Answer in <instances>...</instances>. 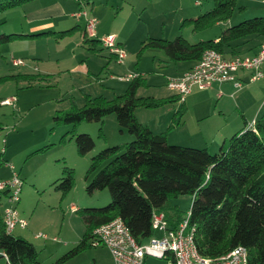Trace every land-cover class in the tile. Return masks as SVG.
Here are the masks:
<instances>
[{"label":"rangeland","instance_id":"rangeland-1","mask_svg":"<svg viewBox=\"0 0 264 264\" xmlns=\"http://www.w3.org/2000/svg\"><path fill=\"white\" fill-rule=\"evenodd\" d=\"M46 1L33 0L0 10V34L22 31L21 27L26 25L24 12ZM59 1L69 10V14L73 15L79 9L78 0ZM81 1L87 2L86 6H93L91 15L96 18L97 26L101 25L100 27L110 31L106 35L115 33L120 36V41L126 47L123 48L126 51L124 62L132 70L127 73L122 71L123 64H119L116 59L109 67L105 58L97 57L91 46H86L81 39L85 28L84 18L78 19L72 15L65 21H55V26L40 32V36L0 44V102L15 99L13 105H0V181L9 178L14 172L23 182L16 210L19 217L26 221L27 227H17L11 235L20 236L32 243L38 252L40 264H56L57 260L73 247L65 248L64 244L69 239H74L83 229L81 217L75 210L69 211L71 205L78 208H99L109 203L110 197L106 189L93 194L86 191L85 176L90 158L106 147L125 144L132 139L126 131L120 132L114 114L105 116L101 123L82 122L75 126L55 121V114L72 107L81 108L88 99L93 100L100 95L107 100L123 95L119 94L120 89L115 83L119 84V77L129 73L136 74L133 69L137 55L141 58V71L145 73L143 80L153 78L155 74L163 75L165 67L156 64L160 55L166 56L165 52L144 47L143 42L147 38L173 40L181 36L188 43L194 44L213 39L224 29L241 21L264 17V0H230L224 20L217 21L218 25L216 21H211L215 24L201 29L199 26L196 29L194 21L198 16L212 10L215 0ZM260 39V36H248L233 41V44L239 46L238 53L244 55L249 47ZM153 57H156L154 64ZM13 60L20 61L21 64L14 65ZM108 71L113 73L112 78L115 79L114 84H111L114 86V93L110 90V83H106L110 75ZM169 78H165V82L159 78L158 85H145L142 82L138 93L148 95L158 92L171 97L175 92L166 86ZM259 83L244 85L239 90L244 91V94L239 97L247 104H257L264 99V89H256V84ZM123 85L126 86V83ZM196 89L205 90L195 87ZM201 94V101L189 108L187 116L184 108L179 106V114L187 122L177 130L173 128L176 121L172 123V128H169V122V125L163 124V118L172 106L161 104L155 107L140 106L137 109L145 110L147 113L144 115L149 116L148 119L151 118L150 112H156V123H159L157 127H163L164 132L170 133L169 144L207 148L210 153H215L223 140L216 144L217 138L221 136L215 133L214 128H211L210 136L207 134L208 141L203 139L205 128L209 129L203 127L204 124H209L208 122L214 119H201V115L217 114L220 105L229 112H236L239 117L237 110L233 109L234 99L238 96L234 99L224 98L220 102L215 92L204 91ZM172 114L173 112L171 116ZM239 120L243 126V119L239 117ZM251 120L250 117L247 121ZM232 129L233 132L226 136L225 140L239 128ZM72 133L88 134L92 137L94 148L86 156L77 154ZM204 143L208 146H202ZM64 166L72 169L74 178L73 186L66 194L55 191L51 186V183L61 176ZM191 201L190 195L170 199L172 204L178 206L182 215L187 213ZM4 206L5 197L0 195V211ZM37 234H43L47 239L36 238ZM103 249L102 245H91L60 264L109 262L110 259L106 257ZM1 254L0 252V264H5V258ZM95 256L100 258L96 263L93 262ZM144 264L170 263L165 259L148 257Z\"/></svg>","mask_w":264,"mask_h":264},{"label":"trees","instance_id":"trees-1","mask_svg":"<svg viewBox=\"0 0 264 264\" xmlns=\"http://www.w3.org/2000/svg\"><path fill=\"white\" fill-rule=\"evenodd\" d=\"M29 1L33 0H0V10ZM229 4L230 0H215V7L194 21L196 29L224 20ZM40 35L0 34V44ZM248 36L264 38V17L247 19L224 29L217 42L208 39L190 44L177 36L173 40L147 38L143 46L163 50L174 62L198 61L208 49L231 58L238 55L239 47L233 41ZM141 84L139 77L134 78L121 96L111 100L97 96L88 99L81 108L72 107L54 116L55 121L75 126L82 122L101 123L105 116L114 114L120 132L126 131L132 137L130 142L106 147L90 158L86 191L93 194L106 189L110 200L103 207L75 210L85 225V233L56 264L89 248L93 230L117 217L138 244L158 236L152 229L154 213H162L167 229L175 230L185 215L170 199L182 195L192 196L187 211L188 228H194V242L200 255L216 259L241 246L246 250V264H264V114L252 126L244 125L223 141L215 153L207 148L169 144L164 133H153L136 119L134 112L140 106L155 107L170 98H139L136 92ZM71 137L79 156H86L94 148L88 134L72 133ZM73 180L72 169L64 166L51 186L66 194ZM0 252L5 264H40L32 243L5 231L2 211ZM164 259L173 263L170 253Z\"/></svg>","mask_w":264,"mask_h":264},{"label":"built area","instance_id":"built-area-1","mask_svg":"<svg viewBox=\"0 0 264 264\" xmlns=\"http://www.w3.org/2000/svg\"><path fill=\"white\" fill-rule=\"evenodd\" d=\"M79 9L72 16L84 18L85 37H95L96 18L88 14L86 3L79 0ZM100 45L109 50L119 64L124 63L126 51L116 42L114 35H105L98 39ZM14 65L21 64L13 60ZM240 72H246L247 82H254L264 78V42L252 55H236L225 58L219 52L205 50L201 58L180 77L169 78L167 88L176 93L179 100L183 101L193 88L207 89L212 85H220L231 82L235 88L242 87V80L237 79ZM138 74L129 73L119 77L120 81H129L137 78ZM14 98L5 99L0 105H13ZM253 123L250 125L252 126ZM22 180L19 175H12L0 181V195L5 197V206L2 209V219L5 231L11 233L15 228L25 229L27 223L17 213L16 206L20 201ZM189 212L175 230L167 229L162 213H154L152 216V229L158 236H153L143 244H138L130 234L120 218L95 228L90 245H102L106 247L114 264H144L145 259L153 257L164 259L167 253L173 256L170 264H246V250L239 246L216 259H210L200 255L194 242V228H188ZM36 238L46 239L43 234H37ZM55 240V239H54Z\"/></svg>","mask_w":264,"mask_h":264},{"label":"crops","instance_id":"crops-1","mask_svg":"<svg viewBox=\"0 0 264 264\" xmlns=\"http://www.w3.org/2000/svg\"><path fill=\"white\" fill-rule=\"evenodd\" d=\"M79 6L80 5H78V8H79ZM86 7L88 10V14L90 16H93V15H91V13L94 10L93 6L91 5V6H86ZM71 15H72V13L69 14V10L66 9L65 5L63 3H61L59 0H47L45 3H42V4L40 3L36 6H32L24 12L26 25H25V27H21L22 31H19V33L29 35V34H38L40 32H44L46 29L53 28L55 26V21H65L66 19H70ZM84 25H85V20H84ZM100 26L101 25L97 26V24H96V26H95V37H91V38L84 36V28H83V31L81 34V39H82L83 43L86 44V46H88V45L91 46V50L95 53V55H97V57H100L101 59L105 58L107 61V64L110 67V64L112 65V63L114 62L113 60H115L114 56H112V54L109 52V50L103 48L100 45V43L96 42V40H98L102 36L109 34L108 32H110V31H107V29H104L103 27H100ZM111 34L115 36L116 42L119 43L125 49L126 48L125 44L120 41V36L115 34V33H111ZM218 38H219V35L213 37V39H210V40L217 42ZM262 42H264V38H261L253 46L249 47L248 51L246 53H244V55H252L253 53H255L258 49V46ZM238 55H241V54L238 53ZM241 56H243V55H241ZM159 57L160 58H159L156 65L157 66H164L166 74L165 73L163 75L155 74V76L153 78L151 77L149 79L143 80V78L145 77V73H142L143 71H141V58L139 55H137V61L135 62V67L133 70L136 71V74L138 73V77L142 80V82H144L145 85H148L149 83L158 85V84H160L159 78H161L162 82L163 81L165 82L167 77H170V78L180 77L183 73L188 71L196 63V60H180V61L174 62V61H170L167 56L164 57V56L160 55ZM226 58H230V57L226 56ZM101 59H100V61H101ZM154 61H156V57L152 58L153 64H154ZM123 67H124V69L122 71H124L126 73L128 71L132 70L131 68H129L125 64V62L123 63ZM108 72H110L109 73L110 75L108 73H106L107 75H109V78H108L109 80H107L106 83H108V82L110 83V87H111L110 90H112V92L114 93L115 89L113 88L114 86L112 87L111 84H114L115 79L112 78L113 73H111V71H108ZM247 76H248V74L246 72H240L237 75V79L242 80V82H243L242 87L244 85H246L247 83L260 82L259 84H256V87H257L256 89H258V88L264 89V78H261L259 80L254 81V82H247ZM129 82L130 81H120L119 84L115 83V85H117V88L120 89L121 93H119V94L125 93ZM99 83H102V82L99 81ZM124 83H126V86L123 85ZM157 85H155V86H157ZM241 88H235V86L231 82L223 83L220 85L215 84V85H212L211 87H209L205 90H197V89L195 90V88H193V90L187 96H185L184 100L181 101L178 99V97L175 93L171 97H166L167 95H163V94L158 93V92L149 93L148 95H143L141 93H138L139 89H140V87H139L137 92H136V96L139 98H147V99H151V100H164V99L170 98V100H168L166 103H164V105L168 106V107L172 106V108L170 107V110L168 112H166V115L164 118L162 116H160V118L164 119L163 120L164 125L168 124V122H169V124L170 123L172 124V123H174V121H176V126H174V127L172 126V127L175 128L174 130H177V129L184 127L186 125V122H187L186 119H182V115L179 114L180 107L182 106L184 108L185 115L187 116V113L189 112V108H191L195 104L197 105L198 101H201V99H202L201 93H204V91H207V93H210L211 91L213 93L215 92V94H217L216 96L218 97V100L220 102L224 98L225 99H227V98L234 99L235 96L237 95L238 97L236 99H234L235 108L233 106V109L237 110L239 117L243 119L244 125H246L248 127L259 116L264 114V99H261L257 104H253V105L247 104V103H245L244 100H242L239 97V96L244 94V91H239ZM234 92H236V93L234 94ZM100 96H102V95H100ZM118 96H121V95H118ZM218 110L219 111L217 114L213 113L212 115H209V114L208 115H201V119H208L210 117H213L214 120H210V122H208L209 124H206V125L204 124V126H203V127L209 128V129L205 128V131H204L205 134L203 135V139H205V141H208V138H209L208 136H210V130H211V128H214L215 133H219V135L221 136V137L217 138L216 144H218L220 142V140L225 141L226 136H228L229 134H231V132H233L234 129H232V128H235V130H237L239 128L238 129V131H239L244 127V125L242 126V124H240V120H239V117L236 115V112H232V111L229 112L228 110L222 108L220 105L218 107ZM172 112H173V114L171 116ZM145 113H147V112H145V110L143 111V109H137L136 108L135 109L136 119L140 123L149 127L151 131L158 132L156 134L164 133L166 135L167 142H169L168 140L170 139L169 138L170 133L164 132L163 127L162 128L160 127V129L157 127V125H159V123L158 122L156 123V118H157L156 112H150V116H151L150 119H148L149 116L148 117L145 116L146 115ZM185 115H184V117H185ZM248 116H250L252 118V120L250 122L247 121L248 118H250ZM237 119L239 122L237 121ZM157 130H161V131H157ZM203 130H204V128H203ZM207 134H208V136H207ZM203 139H202V141H203ZM222 142L220 143V145L222 144ZM202 146H208V145L206 143H204ZM76 209H78V207L71 205L69 208V211H74ZM84 233H85V225L83 223V229H81V231L78 233V235H76V237L74 239H72V240L69 239V241H67L63 247L68 248L69 246L76 245L79 242V240H81ZM54 239L55 238H53V240ZM103 250H104V253L106 254V257H108L110 259L109 262L107 261L103 264H114L109 250L106 247H104ZM99 259L97 256H95L93 258V262L96 263L97 260H99ZM144 263H145V261H144Z\"/></svg>","mask_w":264,"mask_h":264}]
</instances>
